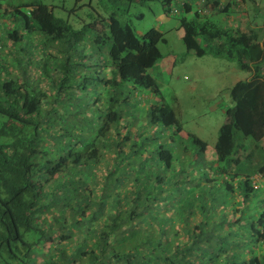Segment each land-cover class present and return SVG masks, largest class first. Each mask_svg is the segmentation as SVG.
Masks as SVG:
<instances>
[{"label": "trees", "instance_id": "1", "mask_svg": "<svg viewBox=\"0 0 264 264\" xmlns=\"http://www.w3.org/2000/svg\"><path fill=\"white\" fill-rule=\"evenodd\" d=\"M160 1L188 53L252 75L214 161L150 74L164 33L120 19L135 0H100L106 18H79L84 0H0V264H264V30L244 27L246 0Z\"/></svg>", "mask_w": 264, "mask_h": 264}, {"label": "rangeland", "instance_id": "2", "mask_svg": "<svg viewBox=\"0 0 264 264\" xmlns=\"http://www.w3.org/2000/svg\"><path fill=\"white\" fill-rule=\"evenodd\" d=\"M98 1L84 0L83 4L86 5V8L77 12L76 15L79 18H83L82 15L85 16V14L87 16L88 12L92 11L91 4L96 12L106 18L108 13L103 9L100 0ZM135 1L137 3H134L132 7L131 16H120L122 13H118V15L122 20H131L130 22L141 35L146 34L151 29H157L164 33L167 43L161 44L160 48L166 58L160 64V67L151 70L150 74L158 82L165 103L170 105L176 113L177 120L183 128V141L187 145H191L187 141L188 135H196L204 142V147L207 148L206 159L214 161L215 145L219 140L222 128L227 123L226 109L233 106L231 90L238 82L250 80L252 75L242 70L236 62L210 55L198 58L188 53L182 40L183 30L180 28L179 21L181 16H177V18L166 16L160 0H144L145 5L143 0ZM44 2L50 3L49 5L56 3L60 6H67V8L71 5L72 8L74 7L72 0L68 1L66 5L63 0H44ZM72 8H69V11ZM123 8L124 6H122ZM245 11L242 15V17H246L244 18L246 19L244 27L252 24L254 29L262 28L264 30V0H246ZM57 14L66 18L70 16L61 11H57ZM135 15H143V18L137 19ZM74 19L77 18L72 17L71 22ZM238 20L240 24L244 23L243 18ZM7 51L5 50L4 54ZM175 61H177L176 64ZM136 97L139 102L146 103V105L154 102L153 96L146 90L138 92ZM132 130L136 133L138 129L133 126ZM261 145L264 147V140ZM255 180L257 188L259 184L263 185L259 183L260 176H255ZM197 183L190 185L194 187ZM255 203V200H253L254 205ZM239 207L242 206L239 205ZM246 210L251 213L257 209L249 205ZM202 220L203 215L199 211L193 222L198 224ZM184 221L186 223H175L173 227L175 238L171 241L174 243V248L177 247V251L183 249L182 247L188 241L187 225L189 227L193 224L187 219ZM145 224L143 223V227H145ZM151 230L153 233L157 232V226Z\"/></svg>", "mask_w": 264, "mask_h": 264}]
</instances>
